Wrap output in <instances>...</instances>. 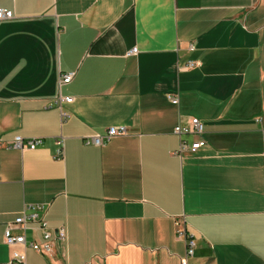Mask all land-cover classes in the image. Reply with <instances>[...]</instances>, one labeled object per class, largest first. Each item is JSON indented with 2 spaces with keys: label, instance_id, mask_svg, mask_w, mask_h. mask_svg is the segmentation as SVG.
Wrapping results in <instances>:
<instances>
[{
  "label": "crops",
  "instance_id": "0c3cea01",
  "mask_svg": "<svg viewBox=\"0 0 264 264\" xmlns=\"http://www.w3.org/2000/svg\"><path fill=\"white\" fill-rule=\"evenodd\" d=\"M0 9L14 16L0 21V263L10 259L6 225L49 204L65 258L27 250V264H180L179 222L196 241L188 264H264V0ZM189 61L197 66L185 70ZM59 94L72 98L60 109ZM192 118L205 146L177 155L194 137L173 130ZM110 127L126 135L85 144ZM15 137L41 143L19 151Z\"/></svg>",
  "mask_w": 264,
  "mask_h": 264
},
{
  "label": "built area",
  "instance_id": "2783aa9c",
  "mask_svg": "<svg viewBox=\"0 0 264 264\" xmlns=\"http://www.w3.org/2000/svg\"><path fill=\"white\" fill-rule=\"evenodd\" d=\"M13 12L9 10L0 9V21L13 19ZM137 48H133L129 54H136ZM197 65L194 62H187L183 67L185 70L192 69ZM75 72H68L63 74L58 83L59 89L62 86L68 85L74 78ZM167 100L172 105H178V97L168 95ZM71 97H62L60 94L54 100V104L59 107L62 102L71 103ZM66 117V114H62ZM173 133L181 139L185 136H192L194 140L190 145H187L184 140H180L177 155L183 153L194 154L199 149L205 146V142L199 138L203 133V126L199 119L192 118L185 125L178 124ZM126 135L124 127H110L106 129L103 134L94 135L85 139L86 145H95L102 147L106 142L114 137ZM41 141L39 139L24 140L21 137H15L10 145V148L19 151L34 150ZM59 149L56 152L57 158L62 157V140L57 141ZM49 204H37L25 206L21 214L14 219L13 222L6 225L3 233V243L10 251V259L6 263L0 264H27L26 251L31 250L43 258L53 261L60 251L61 258H65V250L61 248L65 242V230L63 227L53 229L48 226L45 216ZM19 230L18 235L13 234L14 231ZM176 234L185 243V256L180 260V264H188V259L194 255L196 248V241L194 235L186 231L183 223H176ZM27 235H30V240H27Z\"/></svg>",
  "mask_w": 264,
  "mask_h": 264
}]
</instances>
